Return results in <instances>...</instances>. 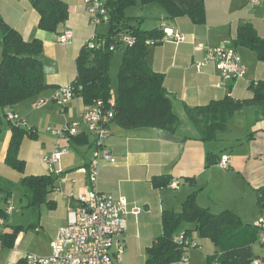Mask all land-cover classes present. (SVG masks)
<instances>
[{"label":"crops","instance_id":"crops-1","mask_svg":"<svg viewBox=\"0 0 264 264\" xmlns=\"http://www.w3.org/2000/svg\"><path fill=\"white\" fill-rule=\"evenodd\" d=\"M64 1L68 4L69 17L61 33L71 31L73 34L71 42L66 44L58 42L59 33L39 28L40 14L31 0H0V15L9 25L17 29L25 40L40 38L43 41L41 57L45 80L50 85L42 94L7 108L25 118L28 128H33L37 136L35 139L26 136L21 144L19 156L26 162L23 172L6 163L12 130L5 116L6 111L2 110L0 199L5 194L3 190L20 187L27 175H55L56 186L48 195L55 206L50 209L61 208L63 214L54 238L59 229L68 223L70 210L76 204L75 196L86 193L90 188L83 168L87 167L94 153V135L86 131L83 123L78 135L87 136V142L80 139L74 141L70 137L61 139L52 134L50 129L81 121L84 111L90 107L82 97L75 96L61 109L54 101V95L60 87L76 79V61L86 43L94 34L106 35L109 31L108 23L107 31L102 33L98 31L102 23L92 25L85 0ZM156 4L142 5L149 19L144 21L151 25L145 28H171L186 35V40L179 43L162 38L161 42L150 45L146 57L152 69L164 75V85L172 96L173 110L180 117L174 134L183 140L155 137L156 128L129 129L114 120L109 123L106 144L116 157V162H101L97 186L100 191L126 196L129 203L127 228L121 236L125 251L120 264L137 253L143 255L145 264L146 249L162 234L164 210H181L182 204L192 193H195L200 206L213 213L232 210L244 223L249 224H255L259 217H264L257 194V189L264 186V119L258 118V108L247 106L237 112L243 117L240 121L243 132L236 135V129L228 124L226 132L213 141L200 139L187 113V107L206 105L226 96L235 100L251 98L253 92L250 84L264 81V61L258 58L257 52L235 44L243 23H251L264 37V0H205L202 22H196L189 14L171 18L162 6ZM128 15L138 17L137 22L134 20L133 23H140L144 28L142 19H145V15ZM210 46L235 47L245 65V77L228 80L215 62L198 68L197 63L204 59ZM57 145L69 148L59 166L68 177L76 178V182L70 179L65 183L60 182L45 162L44 157ZM223 155L229 156L227 168L220 164ZM164 176L170 177L172 182L177 181L178 187L174 188L171 184L155 186L153 179ZM134 207L140 208L139 214L132 213ZM186 226L193 228L194 224L188 223ZM13 227L8 223L2 232L8 233ZM193 234L198 232L193 231L192 237ZM203 239L208 242L210 263L219 248L209 238ZM22 240L21 231L14 247L20 245ZM253 248L255 250L254 245ZM5 249L12 250L3 248L0 251ZM255 252L264 254V247L261 245L260 251ZM21 259H24L23 255Z\"/></svg>","mask_w":264,"mask_h":264},{"label":"trees","instance_id":"trees-1","mask_svg":"<svg viewBox=\"0 0 264 264\" xmlns=\"http://www.w3.org/2000/svg\"><path fill=\"white\" fill-rule=\"evenodd\" d=\"M40 14L39 28L61 34V28L69 17L68 4L64 0H31ZM205 0H105L110 13L109 31L112 34L130 33L135 37L132 46L120 48L123 51L119 69L118 93L114 97L110 82V64L113 51L107 45L90 50L85 45L76 61L77 77L71 83L75 96L83 98L87 106L102 100H114V121L125 128H162L176 132L180 117L173 110L172 96L164 85V75L152 69L147 62L150 45L161 42L164 29L142 28L133 21L138 17L129 16L130 6L157 3L171 18L189 14L196 22L205 16ZM109 39V38H108ZM148 41H153L149 44ZM236 46H245L257 52L264 61V37L260 36L251 23L240 25L235 41ZM43 41L40 38L25 40L22 34L9 25L0 15V130L3 126L2 110L13 107L25 100L42 94L50 88L45 80L42 60ZM253 97L235 100L230 96L212 100L206 105L187 107V113L197 128L200 139L213 141L226 132L228 120L247 106L258 108V118L264 119V81L250 84ZM6 116V115H5ZM9 121V120H8ZM12 130L6 163L23 172L26 162L20 158L21 144L26 136L35 139L33 128L18 126L8 122ZM70 139L87 142V136L75 135ZM57 177L53 174L27 175L22 179L24 195L31 205H46L53 208L48 195L54 190ZM172 179L168 176L156 177L157 187L168 186ZM0 199V216H5L4 207L8 204L13 189L3 190ZM258 203L264 210V186L257 189ZM194 224L193 228L186 224ZM163 231L146 249L145 264H179L187 250L176 238L180 234L192 237L193 231L202 238H209L219 248L212 257L219 264H252L257 258L264 261V254L255 252L253 245L259 239L260 229L255 224L244 223L232 210L213 213L196 201L192 193L182 204L181 210L166 209L162 215ZM184 227V228H183ZM22 226H15L8 233H2L3 248H13ZM191 240V239H190ZM264 247V245H262ZM17 264H25L24 259Z\"/></svg>","mask_w":264,"mask_h":264},{"label":"built area","instance_id":"built-area-1","mask_svg":"<svg viewBox=\"0 0 264 264\" xmlns=\"http://www.w3.org/2000/svg\"><path fill=\"white\" fill-rule=\"evenodd\" d=\"M251 1L255 2L256 0ZM85 2L86 9L91 15L92 25L110 23V13L105 0H85ZM164 32L163 39H170L177 43L186 40V35L180 31L165 28ZM108 38L94 34L86 46L90 50H97L107 45L110 51L115 52L135 43V37L127 32L112 34ZM72 39L71 31H64L57 36V40L61 44L69 43ZM148 43L153 44V41H148ZM209 62L217 63L223 76L228 80L245 77L246 68L235 47H208L204 59L197 63V67L200 68ZM74 97V87L69 84L56 91L54 101L61 109H64ZM114 116V100L110 99L107 103L98 100L84 111L81 121H72L62 128L50 129L54 136L66 139L81 133L80 126L83 123L86 131L94 135L93 157L87 167L83 168L90 188L86 193L75 196L76 204L70 210L69 221L59 229L57 236L52 241L50 253L44 255L26 253L25 264H118L122 260L125 242L121 236L126 231V215L129 212L127 197L100 191L97 186L101 162H116V157L106 144L109 136V123L114 119ZM6 117L15 125L28 127L26 119L14 111L8 110ZM68 151L67 146L57 145L50 154L44 157L45 162L63 183L69 179L77 181L76 178L64 174L59 166ZM228 162L229 156L223 155L220 164L227 168ZM178 185L177 181L171 183L174 188H177ZM14 209L15 206L8 202L4 207L5 216H0V250L3 249L2 230L4 226L8 225L9 216ZM131 211L134 214H139L140 208L134 207ZM255 225L260 229L258 241L264 245V217H259ZM176 240L183 244L187 250L186 255L182 258V262H187L189 250L199 247V244L185 234H180ZM212 264L219 263L215 260ZM252 264H264V261L257 258Z\"/></svg>","mask_w":264,"mask_h":264},{"label":"rangeland","instance_id":"rangeland-1","mask_svg":"<svg viewBox=\"0 0 264 264\" xmlns=\"http://www.w3.org/2000/svg\"><path fill=\"white\" fill-rule=\"evenodd\" d=\"M127 13L131 15H145V19H142V26L144 28L151 26L149 23H146V21H144L147 20L148 15L146 13V10L142 8L141 4H136L128 7ZM135 21L137 22V20ZM147 21H149V19ZM107 29V23H102L99 26L98 31L102 33L104 31H107ZM101 36L105 37L104 34ZM122 58L123 51L118 49L113 53L111 59L110 82L114 97L118 93V74L120 65L122 63ZM242 118V115H238L236 113L235 117L233 116L228 120L229 126L236 129V135L243 132L244 130L242 128V123L240 122ZM222 196L223 195H221V198L223 199L224 197ZM9 202H11L15 206L14 211L9 216V224L12 226H22L21 231L23 233V240L20 245L12 248V250L5 249L3 251H0V264H17L20 256H25L26 253H34L40 255L50 253L52 239L54 238V233L57 231L61 224L60 222L62 220L61 218L63 210L61 208H59L58 210L50 209L45 204L41 206L29 204L28 196L24 195L22 188H20L19 186H17L13 190ZM186 227L188 226L185 225V228ZM192 238L196 243L199 244V247L189 250V260L187 262H180L179 264H209L208 253L210 252V249L208 247V242H206V240H204L198 234H193ZM254 247L255 250L259 252L261 249V243L259 241L255 242ZM122 264H144L143 255L141 253L134 254V256H132L129 261H125Z\"/></svg>","mask_w":264,"mask_h":264},{"label":"water","instance_id":"water-1","mask_svg":"<svg viewBox=\"0 0 264 264\" xmlns=\"http://www.w3.org/2000/svg\"><path fill=\"white\" fill-rule=\"evenodd\" d=\"M155 137L158 138H164L172 141H182L183 138L180 136L175 135L169 130L162 129V128H156L154 132Z\"/></svg>","mask_w":264,"mask_h":264}]
</instances>
